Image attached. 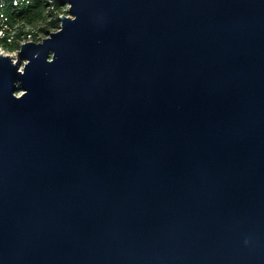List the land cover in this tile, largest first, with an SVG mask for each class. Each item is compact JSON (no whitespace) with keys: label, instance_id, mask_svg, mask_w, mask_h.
Masks as SVG:
<instances>
[{"label":"water","instance_id":"obj_1","mask_svg":"<svg viewBox=\"0 0 264 264\" xmlns=\"http://www.w3.org/2000/svg\"><path fill=\"white\" fill-rule=\"evenodd\" d=\"M64 4L0 54V264H264V0Z\"/></svg>","mask_w":264,"mask_h":264},{"label":"trees","instance_id":"obj_2","mask_svg":"<svg viewBox=\"0 0 264 264\" xmlns=\"http://www.w3.org/2000/svg\"><path fill=\"white\" fill-rule=\"evenodd\" d=\"M66 15V6L64 0H36L33 4L11 14V23L15 26L12 41L9 43L6 39H0V47L7 51H14L19 47V42L37 36L33 31H22L23 24H33L36 22H45L41 27L42 31L49 32V29H58V16Z\"/></svg>","mask_w":264,"mask_h":264},{"label":"built area","instance_id":"obj_3","mask_svg":"<svg viewBox=\"0 0 264 264\" xmlns=\"http://www.w3.org/2000/svg\"><path fill=\"white\" fill-rule=\"evenodd\" d=\"M35 1L36 0H0V39H6L9 43L12 41L16 25H12L11 23V14L14 11L22 10ZM28 38H30V36H28L27 39ZM22 43H24L23 40L19 42V46ZM18 50L19 47L14 51H7L0 47V54L9 55L14 63Z\"/></svg>","mask_w":264,"mask_h":264},{"label":"rangeland","instance_id":"obj_4","mask_svg":"<svg viewBox=\"0 0 264 264\" xmlns=\"http://www.w3.org/2000/svg\"><path fill=\"white\" fill-rule=\"evenodd\" d=\"M67 11V7H66ZM59 17V16H58ZM45 26V22H36L33 24H23L21 30L22 31H33L34 33L37 34L35 38H28L27 40H23V42L27 41H33V42H41L44 38L48 37L50 33L57 31L54 29H49V32L47 33L46 31H42L41 27ZM16 61V60H15ZM21 66H23V63H21ZM22 93V90H18L16 92V95L19 96Z\"/></svg>","mask_w":264,"mask_h":264}]
</instances>
